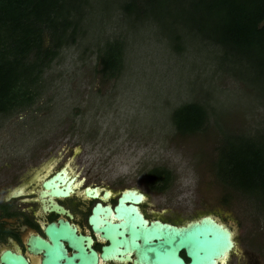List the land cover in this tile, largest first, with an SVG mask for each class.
Returning <instances> with one entry per match:
<instances>
[{
	"label": "rangeland",
	"instance_id": "1",
	"mask_svg": "<svg viewBox=\"0 0 264 264\" xmlns=\"http://www.w3.org/2000/svg\"><path fill=\"white\" fill-rule=\"evenodd\" d=\"M126 1L89 0L77 42L44 69L32 100L0 114L2 150L20 156L29 148L69 146L80 171L116 189V196L127 188L144 192L151 217L184 223L213 214L235 226L226 264H264V203L227 185L216 167L225 134L264 131V79L250 65H221V47L194 33L178 49L165 33L171 17L160 24L139 20L121 8ZM114 40L124 47L115 75L100 60ZM189 102L203 104L209 122L182 134L173 112ZM156 167L172 172L164 191L149 183Z\"/></svg>",
	"mask_w": 264,
	"mask_h": 264
},
{
	"label": "trees",
	"instance_id": "2",
	"mask_svg": "<svg viewBox=\"0 0 264 264\" xmlns=\"http://www.w3.org/2000/svg\"><path fill=\"white\" fill-rule=\"evenodd\" d=\"M88 3L0 0V114L32 100L33 87L44 69L64 46L77 42ZM121 8L139 20L152 19L159 24L171 17L173 28L165 33L178 49H184L188 33H194L196 38L221 47V65L227 61L240 67L250 65L264 79V0H127ZM123 48L118 40L106 43L100 55L105 72H119ZM173 121L180 133H195L208 125L209 112L203 104L189 102L175 109ZM216 167L227 185L256 194L264 203V131L254 136L225 134ZM172 177L166 168L148 172L151 186L161 191Z\"/></svg>",
	"mask_w": 264,
	"mask_h": 264
},
{
	"label": "water",
	"instance_id": "3",
	"mask_svg": "<svg viewBox=\"0 0 264 264\" xmlns=\"http://www.w3.org/2000/svg\"><path fill=\"white\" fill-rule=\"evenodd\" d=\"M74 179L58 172L45 186L52 196H66ZM95 196L96 189H88ZM144 196L136 188L124 190L114 208L98 203L89 220L94 230L109 241L101 258L133 264H220L236 246L237 228L213 214H204L184 223L148 220L137 204ZM46 232L51 241L34 236L32 245L43 251V264H99L91 247L93 239L79 235L66 221L51 223ZM64 241L76 250L69 254ZM182 253L185 254L186 259ZM4 264H29L25 257L7 251Z\"/></svg>",
	"mask_w": 264,
	"mask_h": 264
},
{
	"label": "flooded vegetation",
	"instance_id": "4",
	"mask_svg": "<svg viewBox=\"0 0 264 264\" xmlns=\"http://www.w3.org/2000/svg\"><path fill=\"white\" fill-rule=\"evenodd\" d=\"M2 149L4 147L0 145V264H4L2 257L7 251L24 256L29 264H43L44 252L35 250L33 237L41 236L51 241L46 228L61 220L74 227L77 234L93 239L91 247L99 255V264H133L101 258L103 247L109 241L94 230L89 220L98 203L114 208L124 190L116 196V189L101 185L90 172L80 171L74 162L75 151L70 152L69 146L54 149L51 144L45 148H29L20 156ZM58 172L74 179L69 195L52 196L45 186L46 181ZM88 189H96L97 194L88 195ZM137 190L144 196L137 205L148 220L178 224L159 215L151 217L143 206L148 197ZM64 243L69 254L76 251L68 241ZM182 255L186 258L184 253Z\"/></svg>",
	"mask_w": 264,
	"mask_h": 264
},
{
	"label": "bare ground",
	"instance_id": "5",
	"mask_svg": "<svg viewBox=\"0 0 264 264\" xmlns=\"http://www.w3.org/2000/svg\"><path fill=\"white\" fill-rule=\"evenodd\" d=\"M228 260V259H227ZM220 264H226V261L224 260L223 263L221 262Z\"/></svg>",
	"mask_w": 264,
	"mask_h": 264
}]
</instances>
